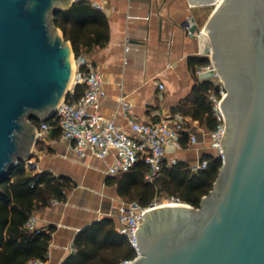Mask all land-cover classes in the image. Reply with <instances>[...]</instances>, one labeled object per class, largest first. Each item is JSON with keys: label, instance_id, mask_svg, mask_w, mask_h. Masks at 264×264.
Wrapping results in <instances>:
<instances>
[{"label": "water", "instance_id": "water-1", "mask_svg": "<svg viewBox=\"0 0 264 264\" xmlns=\"http://www.w3.org/2000/svg\"><path fill=\"white\" fill-rule=\"evenodd\" d=\"M197 6L218 0H190ZM76 0H0V181L37 144L70 93L74 48L54 16ZM59 4V5H58ZM222 78L225 161L200 207H160L137 229L139 255L124 264H264V0H223L201 30ZM207 36H206V34Z\"/></svg>", "mask_w": 264, "mask_h": 264}, {"label": "crops", "instance_id": "crops-1", "mask_svg": "<svg viewBox=\"0 0 264 264\" xmlns=\"http://www.w3.org/2000/svg\"><path fill=\"white\" fill-rule=\"evenodd\" d=\"M96 1L103 5L100 10L109 22V41L84 54L103 75L106 97L100 112L129 132L131 119L151 123L184 116L190 137L196 136L198 143L183 149L169 147L166 157L169 162L177 159L195 164L209 150L208 129L181 110L193 104L195 87L207 80L198 74L204 66L196 59L209 56L203 54L201 34L188 32L183 23H192L195 17L203 30L199 8L204 6L190 0ZM125 102L131 105L128 114ZM38 126L35 124L36 131ZM56 131L52 129L30 150L37 161L32 165L35 173L46 170L73 182L66 201L54 200L33 214L36 229L52 232L47 264H62L75 251V238L87 226L105 218L116 219L123 200L107 174L115 154L105 159L90 153L78 157L73 143L62 139L59 132L55 136Z\"/></svg>", "mask_w": 264, "mask_h": 264}, {"label": "trees", "instance_id": "trees-1", "mask_svg": "<svg viewBox=\"0 0 264 264\" xmlns=\"http://www.w3.org/2000/svg\"><path fill=\"white\" fill-rule=\"evenodd\" d=\"M54 23L63 31L66 40L72 43L76 55L89 53L109 41L106 15L87 0H77L70 9L57 12ZM196 61L198 65L206 66L210 58H197ZM213 90L211 80L198 84L193 104L181 110L183 115L198 120L209 131L218 125L211 101ZM83 94L84 88L78 86L73 97L80 98ZM41 122L34 120L36 125ZM56 129L55 136L58 132L61 134L60 128ZM190 138L189 134L184 135L185 147ZM204 158L209 161L208 167L198 171L182 161L175 164L167 161L153 182L146 180L150 168L141 160L128 172L109 177V182L116 184L119 196L125 201H137L144 207L162 193L200 207L203 198L214 189L223 165L211 152L205 153ZM71 187L73 182L70 178L56 176L46 170L35 173L24 160L10 170L0 181V264H29L33 259L47 260L51 230L33 231L27 228V223L37 210L49 206L52 201H66V192ZM74 245L76 251L62 264H122L137 256L128 238L117 231V220L113 218H105L84 228L76 236Z\"/></svg>", "mask_w": 264, "mask_h": 264}, {"label": "built area", "instance_id": "built-area-1", "mask_svg": "<svg viewBox=\"0 0 264 264\" xmlns=\"http://www.w3.org/2000/svg\"><path fill=\"white\" fill-rule=\"evenodd\" d=\"M87 1L97 9L103 8V5L96 0ZM73 63V84L70 93L58 106L52 121H42L38 126V141L43 140L45 135L52 129L60 128L61 138L73 143L75 154L78 157H84L87 153H90L95 157L105 159L110 154H115L114 163L107 170L109 176H118L128 172L139 161L144 160L150 168L146 174V180L153 182L161 174L163 166L167 162V149L169 147L186 148L183 138L185 134H189L187 119L182 115L161 118L151 123L131 119V132L126 131L114 120L107 119L100 112L101 101L106 97V91L103 86V75L99 69L84 53L74 55ZM212 69L215 68L210 59V63L202 67L198 74L201 75ZM207 80L214 83L211 101L214 117L218 121V125L214 130L206 132L209 136L207 147L212 151L215 158L224 163L223 142L228 124L222 102L227 94V89L218 73ZM78 86L84 88V94L80 98H74L73 94ZM124 109L128 114L131 105L125 102ZM197 143L198 139L193 135L187 147L195 146ZM204 155L195 164L190 165L192 170L198 171L208 167L209 161L204 158ZM178 161L173 159L170 163L175 164ZM29 163L28 166L33 165L32 160H29ZM172 198L168 203H183L178 198ZM157 206L158 203L155 200L147 207L140 205L137 201H121L120 212L116 218L117 231L128 238L130 244L136 250L137 256L139 251L136 231L140 224L144 222L145 215L157 209ZM35 224L36 218L32 215L27 223V228L33 231L37 230ZM131 261H125L124 263ZM29 264H47V261L33 259Z\"/></svg>", "mask_w": 264, "mask_h": 264}, {"label": "rangeland", "instance_id": "rangeland-1", "mask_svg": "<svg viewBox=\"0 0 264 264\" xmlns=\"http://www.w3.org/2000/svg\"><path fill=\"white\" fill-rule=\"evenodd\" d=\"M222 1V0H221ZM220 1V2H221ZM219 2H217L216 4H211V5H206V6H204V7H200L199 9V11H202L203 12V14L201 15V17H200V26L203 28V30L205 29V25H206V23H207V21L209 20V18H210V16L212 15V13L216 10V8L218 7V5L220 4H218ZM59 5V4H58ZM206 34V33H205ZM206 36H207V34H206ZM212 153V151L209 149V150H207V152L206 153ZM30 160H32L33 161V164H36L37 163V161H35V159L32 157ZM25 162L27 163V165H29L30 163H29V160H25ZM31 166V165H30ZM35 172V171H34ZM173 198L171 197V196H169V195H167L166 193H162V194H160V195H158L157 197H156V199H155V201L158 203V204H164V203H168V201H171ZM124 200V199H123ZM184 203V202H183ZM162 207H165V206H162ZM158 208H160V206L158 207ZM157 208V209H158ZM155 210V209H154ZM75 251H76V248H75ZM74 251V252H75Z\"/></svg>", "mask_w": 264, "mask_h": 264}, {"label": "bare ground", "instance_id": "bare-ground-1", "mask_svg": "<svg viewBox=\"0 0 264 264\" xmlns=\"http://www.w3.org/2000/svg\"><path fill=\"white\" fill-rule=\"evenodd\" d=\"M220 1H221V0H218L217 2L221 3L223 0H222L221 2H220ZM219 3H218V4H219ZM73 72H74V63H73ZM72 83H73V77H72V79H71V82H70V84H69V87H71ZM173 205H176V204H175V203H168V204H166V205H159V204H158L157 208H158L159 206L162 207V206H173Z\"/></svg>", "mask_w": 264, "mask_h": 264}]
</instances>
